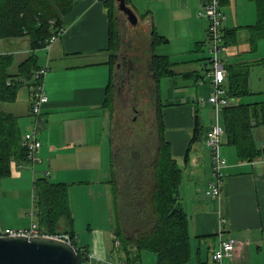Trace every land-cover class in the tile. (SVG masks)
I'll use <instances>...</instances> for the list:
<instances>
[{
    "label": "crops",
    "instance_id": "0c3cea01",
    "mask_svg": "<svg viewBox=\"0 0 264 264\" xmlns=\"http://www.w3.org/2000/svg\"><path fill=\"white\" fill-rule=\"evenodd\" d=\"M106 1L77 0L75 7L66 17L62 35L50 49H47L46 65L51 72L45 77L49 101L43 108L46 123L40 131L43 145L39 155L42 161L33 164L28 160L23 162L13 160L11 175L8 178L19 186V181L23 178L32 177L35 185L36 179L52 176L55 178L54 182H66L69 186L74 183L90 185L93 193L97 189L100 196L107 198V209L110 210L112 223L110 237L113 245L111 246L106 236L102 235L101 243L96 242L97 253L91 256V261L93 264L95 262L100 264L117 256L114 264H128L126 252L115 235L113 190L117 186L122 190L127 176L133 174L141 164L149 165L153 162L158 151L160 136L157 137V134L153 135L150 131L138 133L139 138L135 135L137 141L130 143L127 151L121 150V139L120 144L117 141L121 136H118L116 131L117 118L108 109L111 163L110 166L108 164L105 166L101 161L96 167L101 171L107 169L106 173H111L112 179H101L97 182V186L96 182L91 183L90 180L69 179L70 175L73 177L90 171V158L97 161L96 154L90 155V143L99 142L101 138L98 139L94 131L90 134V110L93 112L96 108L104 107L103 102L112 71L109 12ZM128 1L136 11L139 21L137 25H133L121 11L117 14L121 46L118 51V61L114 66L115 107L119 103L123 81L128 74L129 77L132 76L130 87L137 85L136 71L141 72V79L144 77V72L146 73L151 81V88L157 94L160 85L157 87L152 74V56L159 54L170 58L175 74L168 76L171 79L183 78V84L175 87V91L181 96L180 102L169 104L164 113L165 137L170 142L174 157L182 168L179 202L189 216L191 236L193 232L198 241H202L208 235L213 236L212 240L207 241L209 244L207 252L202 244L198 248V262L214 264L212 254L218 247L219 237L222 234L225 238L233 237L237 241L234 256L226 258L225 261L234 264H264V243L258 241L259 236H257L264 228V157L252 162L240 161L236 148L227 144L224 137L223 142L226 146L221 147V150L228 165L225 168L222 199L207 194L212 180L213 162L212 150L208 145V133L214 122L212 105L208 101L213 91L207 75L209 20L205 14L200 13L204 11L207 0ZM223 11L226 18L225 47L222 57L226 66L263 58L264 39H259L257 44H254L249 27L258 19L256 1L225 0ZM155 31L166 40L153 43ZM21 40L28 45V41L23 38L10 40V43H20ZM6 51L25 54L29 51V47L15 46ZM259 65L255 64L251 70L252 93L249 95L253 99L249 98L250 101L247 102L261 101L257 96L264 95V83L262 87L253 83L254 68ZM143 69L145 71H142ZM261 73L264 74V70ZM62 74L65 79L70 80L68 86L62 85ZM200 79H205L204 83H200ZM192 84L196 88L195 91L188 88ZM21 91L22 89L17 100L9 103L8 111L19 116L23 129L27 131L33 120L31 89L29 87L28 92ZM193 93L196 95L194 96ZM202 99L204 103L201 102ZM231 102L244 101L239 98ZM203 110L211 121L207 127L203 124ZM199 124L202 130L197 135L196 127ZM154 126L156 127L154 132L157 133L158 124ZM256 134L263 141L260 145L264 146V126L258 127L255 130ZM182 158L184 164L181 166L179 160ZM16 195L20 198V193ZM34 199L36 201V196ZM23 212L21 211V214ZM121 215L125 225L127 222L123 211ZM31 216V223L28 226L9 228H30L33 221L38 223L35 211H32ZM125 229L130 232L126 225ZM133 231L132 233H135ZM262 238L264 239V233ZM92 246L94 251L95 246ZM144 253V251L141 253L140 261L135 264H157L158 256Z\"/></svg>",
    "mask_w": 264,
    "mask_h": 264
},
{
    "label": "trees",
    "instance_id": "16d2710c",
    "mask_svg": "<svg viewBox=\"0 0 264 264\" xmlns=\"http://www.w3.org/2000/svg\"><path fill=\"white\" fill-rule=\"evenodd\" d=\"M258 7L257 22L250 27L251 40L257 44L264 39V0H255ZM109 12V49L112 51L110 81L104 99V107L112 113L116 105V89L113 82L114 66L121 46L119 35L120 12L117 0H107ZM129 4V1L126 0ZM225 0H222V4ZM77 0H0V39L28 41L29 51L19 58L15 52H0V102L10 103L18 98L24 86L31 88L34 71L41 65L37 50L45 48L48 39L65 29L66 17ZM165 41L156 31L153 43ZM152 74L157 87L164 76L174 75L173 63L167 55L152 56ZM255 64L264 66V57L228 66V94L231 100L251 94L250 74ZM28 80L24 82L21 78ZM159 147L153 162L141 164L127 176L122 190L114 192L115 235L126 252L128 264L141 259L143 251L157 254V264H188L192 258L190 219L180 205L182 168L165 137L163 103L158 101ZM226 143L234 146L240 161L252 162L264 157V146L257 141L255 130L264 126V100L231 102L222 110ZM202 130L196 127L197 135ZM23 129L15 113L0 107V178L11 175V163L27 161V148L23 145ZM195 139V136H194ZM35 213L42 232H65L78 248L80 264L88 254L76 243L74 216L70 206L69 184L54 182L47 177L35 180ZM120 204V205H119ZM121 211L126 219L125 229ZM132 230H134L132 233Z\"/></svg>",
    "mask_w": 264,
    "mask_h": 264
},
{
    "label": "rangeland",
    "instance_id": "374dc122",
    "mask_svg": "<svg viewBox=\"0 0 264 264\" xmlns=\"http://www.w3.org/2000/svg\"><path fill=\"white\" fill-rule=\"evenodd\" d=\"M26 40V39H25ZM49 40V39H48ZM11 41L8 39H0V52L11 49L15 46L22 47L27 44L24 40L19 41L20 43H10ZM37 53L40 58V63L42 66H46V61L48 58V51L46 48L37 50ZM26 54V53H25ZM25 54H17L19 58L21 56H25ZM263 65H259L255 67V71L253 74V83L254 85L261 86L264 83V74L261 73L263 69ZM253 69V70H254ZM142 71H145L144 69ZM51 71L49 70L47 74ZM139 73V74H138ZM263 74V75H262ZM137 75V85L131 86L130 89V100H126V97H123L119 100L118 105L114 108V117L117 118L116 125L117 133L119 135L128 136L127 143H133L137 141V138L140 136H136L138 133L149 132L153 135L157 134L154 132L156 127L154 124H158V101L163 103L162 113L165 118V111L169 107V104L180 102L181 96L175 91L176 86H181L183 84V78H175L171 79L169 76H164L160 79V91L157 92L151 88V81L144 72V77L141 79V72L136 71ZM62 85L69 84L70 80L65 79L62 74ZM67 78V77H66ZM139 79V80H138ZM141 79V80H140ZM46 84V81H45ZM46 86V85H45ZM189 90L195 91L196 88L194 84L188 87ZM29 87H22V93L28 92ZM31 89V88H30ZM126 87L123 88L122 94L123 96L126 94ZM195 96L196 94L193 93ZM258 100H264V95L257 96ZM244 102L250 101V95L241 97ZM192 100V98H191ZM203 102V101H201ZM204 103V102H203ZM137 105L139 112H135L133 107ZM0 107L3 109H9L10 104L0 102ZM105 107L96 108L93 112L90 110V134L94 131L95 135L98 139L101 138L99 142L90 143V155H95L96 160L90 158V171L83 174H76L77 176L72 175L69 176V179H86L90 180V182H97L101 179L109 180L112 179V175L107 174L106 170L101 171L98 169V164L102 161L104 165L107 164L110 166L111 160V152H110V143H109V128H108V114ZM111 112V111H110ZM203 124L204 126H208L211 124L210 117L205 114V110H203ZM137 116V119L134 121L133 118ZM211 116V115H210ZM148 118L149 121H146ZM124 119V121H123ZM125 122V123H124ZM146 122V123H144ZM124 123V124H123ZM33 120L31 122V126L27 131L32 129ZM171 130V128H168ZM26 132V131H25ZM165 134V133H164ZM166 136V135H165ZM225 135L223 136L224 140ZM256 138L259 144L263 141L256 134ZM264 138V136H263ZM262 138V139H263ZM103 140V141H102ZM120 138H118V144ZM222 140V146L225 147ZM140 141V140H139ZM126 143V144H127ZM222 152V150H221ZM223 154V153H222ZM99 160V161H98ZM183 158L179 160L181 166L184 164ZM39 164V163H38ZM79 175V176H78ZM50 180H53L52 176H49ZM90 183V184H91ZM90 185L83 184H70L69 186V198H70V206L72 209V213L74 216V228L76 231V243L79 247L84 250L85 248L88 250V254L84 255V259L82 262L85 264H93L91 261V256L97 253L96 242L102 241V235L106 236V240L113 245V240H111V218H110V210L107 209V198L106 196H100L99 192L96 191L93 193V190ZM17 193H20V198L17 197ZM36 189L33 183V178H23L19 181V186H16L15 183L11 182V179L8 177L0 178V223L3 227H26L31 223V213L35 211V196ZM115 204V203H114ZM24 211L21 214V211ZM116 213V207H115ZM264 233L262 229L260 230L259 240L264 243V239L262 238V234ZM219 236V234H218ZM213 236L208 235L202 241H198L195 235L192 232L191 236V247H192V259L188 262V264H199L197 250L199 247L205 248L206 252L208 250V242L212 240ZM206 240V241H205ZM220 241V237H219ZM95 246V250L93 251V246ZM110 246V247H111ZM111 249V248H110ZM144 254H152L151 256H157L156 253L152 251H144ZM157 258V257H156ZM114 261H117V256L112 259L109 258V261H102L100 264H114ZM157 261V260H156ZM96 264V262L94 263ZM224 264H234V262L225 261Z\"/></svg>",
    "mask_w": 264,
    "mask_h": 264
},
{
    "label": "built area",
    "instance_id": "2783aa9c",
    "mask_svg": "<svg viewBox=\"0 0 264 264\" xmlns=\"http://www.w3.org/2000/svg\"><path fill=\"white\" fill-rule=\"evenodd\" d=\"M209 20V68L207 75L213 91L208 98L212 105L214 122L208 133V145L212 150V180L209 183L207 194L222 199V186L225 175V168L228 165L226 157L221 152L222 140L225 135V127L222 122V110L231 104L228 94V68L223 60L222 53L225 47L224 20L226 18L223 11L222 0H207L204 4V11ZM64 30L52 35L45 46L50 49L52 44L62 35ZM49 71V66H40L34 71L31 81V113L33 115L32 129L26 131L23 136V145L27 148V160L33 164L42 161L39 153L42 148L40 131L46 123V116L43 111L44 105L49 101V96L45 88V77ZM22 81L27 82L25 78ZM205 79H200L204 83ZM204 101V99H202ZM25 233L29 235L48 234L41 231L37 222L33 221L28 229H14L3 227L0 224V235H14ZM70 240V235L65 232L48 234ZM119 243V241H116ZM237 241L233 237L225 238L220 234L218 247L212 254L214 264H224L226 258L234 256ZM81 264H85L82 262ZM126 264V263H122Z\"/></svg>",
    "mask_w": 264,
    "mask_h": 264
},
{
    "label": "water",
    "instance_id": "95a60500",
    "mask_svg": "<svg viewBox=\"0 0 264 264\" xmlns=\"http://www.w3.org/2000/svg\"><path fill=\"white\" fill-rule=\"evenodd\" d=\"M127 20L137 25L139 17L126 2L117 0ZM0 264H80L78 248L69 240L48 234L0 235Z\"/></svg>",
    "mask_w": 264,
    "mask_h": 264
},
{
    "label": "flooded vegetation",
    "instance_id": "af4514ba",
    "mask_svg": "<svg viewBox=\"0 0 264 264\" xmlns=\"http://www.w3.org/2000/svg\"><path fill=\"white\" fill-rule=\"evenodd\" d=\"M131 75H130V77H129V74H128V76L127 77H125L124 78V81H123V88L124 87H126V94L123 96V94H122V92H121V94H120V97H121V99L123 98V97H126V100H130V95H129V93H130V89H131V87H130V85H129V82H131L130 81V79H131ZM133 109H134V111L135 112H139V110L140 109H138V107H137V105H135L134 107H133ZM134 119V121L137 119V116L135 117V118H133ZM146 121H149L148 120V118H146ZM144 123H146V122H144ZM136 136L138 135V132L135 134ZM159 136V129L157 128V137ZM120 139H121V142H122V145H121V147H120V149L121 150H124V151H127L128 149H129V145L130 144H128L127 143V140L129 139L128 138V136H125L124 134L123 135H121L120 136ZM127 143V144H126Z\"/></svg>",
    "mask_w": 264,
    "mask_h": 264
}]
</instances>
